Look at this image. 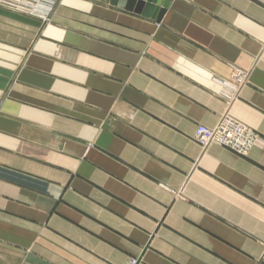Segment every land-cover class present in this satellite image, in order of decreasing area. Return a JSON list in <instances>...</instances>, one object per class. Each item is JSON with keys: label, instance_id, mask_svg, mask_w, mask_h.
<instances>
[{"label": "crops", "instance_id": "1", "mask_svg": "<svg viewBox=\"0 0 264 264\" xmlns=\"http://www.w3.org/2000/svg\"><path fill=\"white\" fill-rule=\"evenodd\" d=\"M58 3L0 5V263L264 264V0ZM227 112L246 156L194 139Z\"/></svg>", "mask_w": 264, "mask_h": 264}, {"label": "built area", "instance_id": "2", "mask_svg": "<svg viewBox=\"0 0 264 264\" xmlns=\"http://www.w3.org/2000/svg\"><path fill=\"white\" fill-rule=\"evenodd\" d=\"M101 3H109L110 0H97ZM235 87L232 97L237 94L241 86L247 81V73L242 70H235L233 76ZM195 141L202 147L203 150L211 145H220L238 155L246 156L250 150L258 143V135L246 125L240 123L230 115L225 113L215 127L199 125L196 128L194 136ZM137 259H132L128 264H138Z\"/></svg>", "mask_w": 264, "mask_h": 264}, {"label": "rangeland", "instance_id": "3", "mask_svg": "<svg viewBox=\"0 0 264 264\" xmlns=\"http://www.w3.org/2000/svg\"><path fill=\"white\" fill-rule=\"evenodd\" d=\"M0 5L42 21L47 26L54 20L59 5L58 0H0ZM0 264H15L12 260L1 259Z\"/></svg>", "mask_w": 264, "mask_h": 264}, {"label": "water", "instance_id": "4", "mask_svg": "<svg viewBox=\"0 0 264 264\" xmlns=\"http://www.w3.org/2000/svg\"><path fill=\"white\" fill-rule=\"evenodd\" d=\"M171 0H111L113 5L156 19L161 22Z\"/></svg>", "mask_w": 264, "mask_h": 264}]
</instances>
